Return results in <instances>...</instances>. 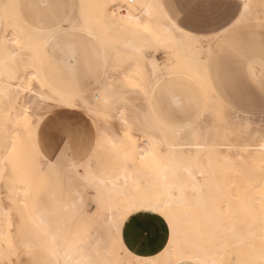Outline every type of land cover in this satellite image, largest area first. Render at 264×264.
I'll use <instances>...</instances> for the list:
<instances>
[{
	"label": "rangeland",
	"instance_id": "obj_1",
	"mask_svg": "<svg viewBox=\"0 0 264 264\" xmlns=\"http://www.w3.org/2000/svg\"><path fill=\"white\" fill-rule=\"evenodd\" d=\"M92 1L86 13L89 18L88 28L99 33L101 26L94 20L93 3L96 0ZM226 1L236 4L238 17L240 11L237 10H241L243 0ZM173 2L175 0H163L170 15L175 18L170 7ZM79 13L77 0H0V72L9 71L5 69L8 66L25 77L28 72H33L40 73L43 78L40 80L37 76L27 77V84L31 85L28 88L43 93L47 98L36 97L27 104V111L31 115L30 124H17L11 133L16 132L21 138L20 147L22 146L25 160L29 154L34 155V145L41 152V157H37L40 174L32 176L31 183L37 184L41 176L45 177L40 184L42 189L38 187V200L35 205L37 212L39 209L50 211V215L46 214L50 231L68 233L79 230L88 223L83 224L87 218L91 219V223L96 217L100 196L98 185L90 178V174L113 181L125 170L133 172L140 169V165L134 164V168L133 164H129L118 147L98 143L97 128L100 125L112 126L120 138L129 133L137 138L140 136L139 130L143 129L169 141L178 140L179 137L180 142L188 143L189 135L193 134L197 143L205 141L207 146L220 149L224 156H244L250 152L247 150L264 140V0H251L247 19L236 23L221 34L218 40L215 34L209 35L206 41L201 38L198 40L202 53L201 69L206 70L209 83L206 81L203 87L187 70L181 67L172 68L167 62H161L155 83L150 74L146 76L145 83L152 84V94L148 100L143 97L138 85L134 86L120 75L139 58L138 55L128 50L121 52L120 43L113 39L106 55L107 69L109 73H113L114 78L102 86L94 83L103 68V48L98 39L91 38L81 28L84 20ZM130 31L140 41L145 42L148 39L149 33L143 30L124 28L122 32ZM68 40L73 43L78 54L77 61L72 65L73 69L67 68L66 57L61 52ZM10 52H14L16 56L12 61H6V55ZM142 63L143 72L150 73L145 61ZM202 87L206 89L205 92ZM54 88L68 94L79 90L86 91L92 104L100 102L93 97L102 91L108 101L100 108L101 115L112 114L113 117L96 119L85 110V105L75 95H71L69 104L60 102ZM20 99L27 103L26 94ZM215 103L219 105L215 106ZM120 110L130 125H123L115 117ZM143 115L148 117L147 122L141 119ZM245 119L252 122L246 123ZM180 129L183 132L179 136L177 131ZM229 148L236 151L229 152ZM211 154L213 155L212 152L203 150L199 158H207V155L212 158ZM86 168L90 174L86 173ZM14 169L12 161L4 162L0 199L11 215V224L7 227L9 241L6 242H10L15 256H11L12 252L3 253L6 258H0V264H57L43 249H26L20 245L23 238L20 231L27 234L33 230V226L27 211L25 212V203H29V195L25 192L26 184L17 180ZM11 186L16 187L14 192L11 191ZM21 194L26 202H23ZM16 204L25 214L15 207ZM35 205L33 204V208ZM154 218L146 219L136 233L143 237L144 242L148 241V249L156 251L162 248L160 241H164V247L167 244L169 230L165 225L161 230L159 225L163 221L159 217ZM8 243L3 244L1 241L0 250H6ZM161 251L162 249L158 253ZM236 262V255L232 254L230 263Z\"/></svg>",
	"mask_w": 264,
	"mask_h": 264
},
{
	"label": "bare ground",
	"instance_id": "obj_2",
	"mask_svg": "<svg viewBox=\"0 0 264 264\" xmlns=\"http://www.w3.org/2000/svg\"><path fill=\"white\" fill-rule=\"evenodd\" d=\"M77 1L81 15L79 16L84 20L81 28L85 29L91 38L98 39L103 48V70L96 85L102 86L114 78L113 73H109L107 69L106 55L112 39L120 43L121 52L128 50L138 55L139 58L120 75L134 86L138 85L147 100L152 94V84L145 83L146 76L150 74L155 83L161 62H167L172 68L181 67L187 70L201 85L208 82L206 70L201 69L202 53L198 40L201 38L206 41L209 36L195 35L180 28L168 15L163 0H96L93 3L94 20L101 26L99 33L88 28L89 18L86 13L92 0ZM243 2L244 8L238 23L244 22L250 11L251 0ZM124 28L143 30L149 33L148 39L145 42L140 41L131 31L123 33ZM215 37L218 40L219 36ZM16 39L17 37L14 38ZM6 56V61H12L16 55L10 52ZM143 61L150 73L143 72ZM5 69L9 71L0 72V180L4 174V162L9 160L15 166L17 180L26 184L25 192L29 195V203L24 201L23 194L21 196L23 202H26L25 212L28 213L33 230L27 234L20 231L21 235L23 234L21 247L41 248L57 264H218L235 247L255 243L264 246V222H261L264 220V140L247 150L250 152L244 156H224L220 149L207 146L205 141L197 143L193 134L189 135L188 143L180 142L179 137L178 140L169 141L143 129L139 130L140 136L137 138L130 133L120 138L112 126L107 124L97 128L98 143L118 147L127 162L133 164L132 166L140 165V169L138 166L137 171L125 170L120 177L112 181L110 178L94 176L88 173L86 168V173L90 174V178L98 185L100 207L96 217L82 229L64 235L47 229L45 224L35 218L37 190L45 177L41 176L37 184L31 183L32 176L40 174L37 157H41V152L34 145V155L29 154L25 160L22 146L20 147L21 138L16 132L11 133L17 124H30L31 115L27 111V104L36 97L47 98L43 93L28 88L31 85L28 86L27 77L37 76L40 80L43 78L40 73L28 72L25 77L13 67L5 66ZM205 90L203 89L204 92ZM53 91L58 93L60 102L66 104L70 103L71 95H75L85 105V110L95 118L102 117L104 120L113 117L112 114L101 115L100 108L108 101L102 91L93 97L100 102L93 104L89 102L86 91H76L73 94L63 93L56 88ZM25 94L27 103L20 99ZM181 94L184 95L185 92ZM216 105L219 104L215 103ZM115 117L123 125H130L121 110ZM141 119L147 122L148 117L143 115ZM245 121L249 123L251 120ZM182 132L183 130H178L177 135L180 136ZM203 150L212 152L213 157L207 155V158H199ZM228 151L236 150L229 148ZM199 177L202 179L199 180ZM107 181H110V184H107ZM15 189L16 187L11 186L12 192ZM144 204L163 205L176 226L174 235L170 230L171 243L168 241L165 250L152 258L134 255L123 241V228L128 219L144 212L137 210L128 214L129 209ZM17 209L25 214L20 206ZM46 210L44 209V212ZM10 216L9 210L0 199V242L3 241V244L9 241L7 227L11 224ZM122 217H125V220L118 230L116 225ZM8 245L6 250H0V258L4 257L3 253L10 252L11 256H15L10 242ZM261 264H264V254Z\"/></svg>",
	"mask_w": 264,
	"mask_h": 264
},
{
	"label": "crops",
	"instance_id": "obj_3",
	"mask_svg": "<svg viewBox=\"0 0 264 264\" xmlns=\"http://www.w3.org/2000/svg\"><path fill=\"white\" fill-rule=\"evenodd\" d=\"M45 3V2H44ZM164 7L170 16V18L183 30L188 31L195 35L200 36H221V34L227 32L232 26L238 23L240 16L242 15L244 2L241 7L239 16L236 12V4L232 2H228L226 0H175L173 4L171 3V8L173 13H175V18H173L169 11L167 10L165 4ZM237 17V18H236ZM218 33V34H216ZM61 52L65 55L66 61L65 64L68 66V69H73V64L77 61V51L73 45V43L68 40L64 43L63 49L61 48ZM101 60L103 62V57L101 53ZM71 63V64H70ZM103 70V68H102ZM101 73L95 78L94 83L96 84L100 77ZM83 92V91H78ZM40 211H35V218L45 224V227L48 229V220L46 214L50 215V211L39 209ZM41 215V216H40ZM138 216V217H137ZM156 215L149 212H141L131 216L123 228V241L126 248L138 257L143 258H152L160 255L165 248L167 247L169 238H170V229L168 228L167 222L159 216L162 221L159 225V228L163 230L164 225L169 230V238L165 247L163 246L164 241H160V246L156 251L153 249H148L147 247L150 245L148 241H143V237L137 235L136 231L142 227V223L147 219H155ZM88 217V216H87ZM136 217V218H135ZM132 218H134L131 223L129 222ZM84 223L91 221V219L87 218ZM157 220V219H156ZM129 222V223H128ZM129 228H128V225ZM85 225V224H84ZM82 225L79 229L84 227ZM52 231V230H51ZM77 231V230H74ZM54 232V231H53ZM73 232V231H71ZM70 233V232H68ZM60 235H64L67 233H58ZM143 241V242H142ZM164 247V248H163ZM162 251L158 253L160 250ZM232 254L236 255L237 262L236 264H261L262 256L264 254V249L261 245L258 244H246L233 248L230 250L218 264H231V256Z\"/></svg>",
	"mask_w": 264,
	"mask_h": 264
},
{
	"label": "snow or ice",
	"instance_id": "obj_4",
	"mask_svg": "<svg viewBox=\"0 0 264 264\" xmlns=\"http://www.w3.org/2000/svg\"><path fill=\"white\" fill-rule=\"evenodd\" d=\"M245 7H247V5H245ZM137 210L149 212L156 216L162 217L167 222L168 228L172 231L173 235L175 234L176 226L173 223L172 216L169 214V212L165 209L163 205H152V204L135 205L129 209L128 214H131L132 212H135ZM124 220L125 217H122L121 221L117 223L116 227L118 230L122 227ZM169 243H171V241H169Z\"/></svg>",
	"mask_w": 264,
	"mask_h": 264
}]
</instances>
